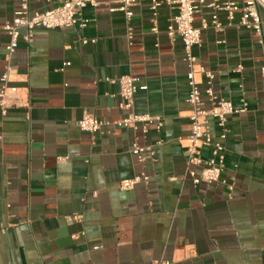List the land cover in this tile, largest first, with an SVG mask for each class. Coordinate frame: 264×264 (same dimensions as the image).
I'll return each mask as SVG.
<instances>
[{
  "label": "crops",
  "instance_id": "1",
  "mask_svg": "<svg viewBox=\"0 0 264 264\" xmlns=\"http://www.w3.org/2000/svg\"><path fill=\"white\" fill-rule=\"evenodd\" d=\"M24 1L31 11L56 3L0 0V94L9 71L11 97L7 111L0 109V264H264L260 37L243 26L209 28L193 48L214 72L215 94L236 109L247 103L225 127L210 120L212 141L223 145L226 183L195 185L186 175L189 67L183 41L167 34L169 7L155 15L150 0H141L128 19L111 10L118 0H99L82 10L83 28H37L30 42L22 30L9 54L3 27ZM209 13L198 12L195 25ZM220 18L226 22L224 12ZM130 74L146 85L133 112L160 117V128L152 122L82 131L85 114L106 123L130 112L120 107L118 82ZM201 82L203 91L205 77ZM134 143L150 147L154 158L137 161ZM201 156L214 158L212 147L203 146ZM142 170L148 184L119 188Z\"/></svg>",
  "mask_w": 264,
  "mask_h": 264
},
{
  "label": "built area",
  "instance_id": "2",
  "mask_svg": "<svg viewBox=\"0 0 264 264\" xmlns=\"http://www.w3.org/2000/svg\"><path fill=\"white\" fill-rule=\"evenodd\" d=\"M56 3L49 9L42 11H31L28 3L23 2L21 8L16 12L12 20L4 25V30L9 35V43L6 49L9 54L14 53L21 37L22 30H25L24 39L30 42L33 32L37 28L54 29L64 27H81L86 25V21L81 17L84 7L96 6L99 0H55ZM141 0H118L119 6L111 9L112 11H122L129 19L133 16V8ZM154 14L158 8L165 4L172 11L167 26V34L171 40L181 38L185 49V59L188 64L187 78L190 92L187 102L191 107L189 142L187 143V170L186 175L191 181L198 185L202 181L207 183L220 182L226 183L222 177L225 169L223 145L221 142H213L211 138V119L218 121L219 125L225 127L227 117L238 111H246L247 103L243 100V107L236 109L231 100L218 97L213 89L214 72L199 61L194 54L193 48L201 44L202 33L209 28L216 32H224L232 26H243L254 31L263 43L264 19V0H150ZM204 8H210L209 17L203 18L199 26L195 25V15ZM220 12L226 15V22L220 18ZM157 31V28H153ZM132 37L131 32L128 34ZM83 43L95 42V39H82ZM264 75V66L262 67ZM206 79V88L202 91L200 84L202 78ZM9 71L2 77L3 90L0 98V109L3 113L7 111L11 100L7 93V83ZM122 102L120 107L130 111L126 116L113 122L103 123L93 114H85L78 122L82 131L91 134L96 133L105 125L113 127H135L137 124L157 122V128L162 125L160 117H153L149 114H137L133 112L134 97L139 89H146V85H139V78L135 75H124L118 79ZM205 94V97H203ZM205 103L209 106L206 107ZM264 108V106H263ZM211 146L214 158L206 160L201 156V148ZM150 153L146 155V150ZM132 154L140 163L154 158V151L147 146L134 143ZM151 176L145 170L140 171L134 177L123 179L119 182L122 190L134 189L137 184H148ZM230 189L233 185L229 184ZM2 228V227H0ZM153 264H165L163 261Z\"/></svg>",
  "mask_w": 264,
  "mask_h": 264
}]
</instances>
